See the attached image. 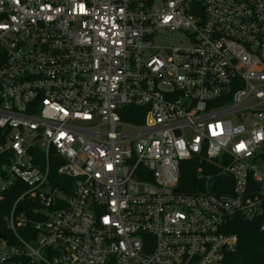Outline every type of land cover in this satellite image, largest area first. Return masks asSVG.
I'll return each instance as SVG.
<instances>
[{
    "label": "built area",
    "instance_id": "obj_1",
    "mask_svg": "<svg viewBox=\"0 0 264 264\" xmlns=\"http://www.w3.org/2000/svg\"><path fill=\"white\" fill-rule=\"evenodd\" d=\"M0 155V264H225L264 232V0H0Z\"/></svg>",
    "mask_w": 264,
    "mask_h": 264
},
{
    "label": "trees",
    "instance_id": "obj_2",
    "mask_svg": "<svg viewBox=\"0 0 264 264\" xmlns=\"http://www.w3.org/2000/svg\"><path fill=\"white\" fill-rule=\"evenodd\" d=\"M121 114L127 121L141 123L145 115V108L130 106L122 109ZM2 159L3 156L0 155V174L2 172ZM179 188L189 193H193L201 188V184L197 182L196 169L191 161L182 164ZM213 190L218 191L215 188ZM16 198L17 193L11 189L7 193V199L0 203V235H4L7 239L11 238V243L14 240L6 228L4 216ZM262 221L263 218L246 220L238 217L230 224L229 231L238 235L239 244L237 250L227 256L225 264H264V232L261 230ZM21 264L35 263H31L28 258H22Z\"/></svg>",
    "mask_w": 264,
    "mask_h": 264
}]
</instances>
